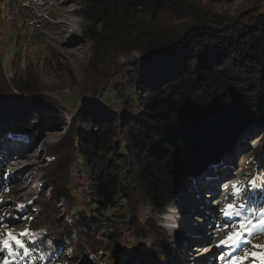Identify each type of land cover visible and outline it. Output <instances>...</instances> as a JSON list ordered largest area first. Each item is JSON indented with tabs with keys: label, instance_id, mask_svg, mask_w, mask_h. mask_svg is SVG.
<instances>
[{
	"label": "trees",
	"instance_id": "16d2710c",
	"mask_svg": "<svg viewBox=\"0 0 264 264\" xmlns=\"http://www.w3.org/2000/svg\"><path fill=\"white\" fill-rule=\"evenodd\" d=\"M230 1H76L92 65L110 76L116 58L137 55L135 75L121 85L101 84L103 97L87 101L69 128L65 148L74 160L56 191L69 190L73 162L85 168L81 189H72L89 205L73 228L84 254L105 251L108 243L119 247L125 233L148 244L125 249L120 264H167L171 245L153 215L187 194L188 179L216 166L248 128L263 139L264 10L255 4L233 17L213 11ZM25 75L8 81L0 70V143L10 135L39 136L41 127L53 132L60 124ZM254 151L252 163L263 166L264 146ZM52 184L47 178L43 186ZM43 198L33 197L26 223L41 232L44 243L34 246L44 256L65 248L66 240L72 244L71 229L61 230L44 213ZM143 207L151 216L141 220Z\"/></svg>",
	"mask_w": 264,
	"mask_h": 264
},
{
	"label": "rangeland",
	"instance_id": "374dc122",
	"mask_svg": "<svg viewBox=\"0 0 264 264\" xmlns=\"http://www.w3.org/2000/svg\"><path fill=\"white\" fill-rule=\"evenodd\" d=\"M76 1L0 0L1 74L10 81L12 77L19 78L26 72L21 77H25L26 83L40 87L42 92L36 94H41V100L50 105L45 108L46 113L57 112L60 117V124L53 132H46L47 129L41 127L39 136L31 138L16 134L12 135L16 139L7 136L0 143V217L7 216L4 223L9 225L8 230L18 235L27 227V207L34 196L42 193L44 213L51 214L50 219L61 230L65 227L71 229L69 243L72 244L68 245L66 240L65 248L60 246L44 256L34 244L30 245V255L17 256L16 264H120L125 249L146 247L148 244L146 240L122 233L119 247L108 243L105 251L94 254L86 250L84 254L78 248L73 228L81 214L88 213L89 205L73 190L81 189L79 184L86 179L85 168L73 162L69 190L56 191L58 186L66 184L64 167L74 160L65 148L73 117L87 101L103 97V86L105 89L116 82L120 83L116 85H121L126 78H132L135 68L131 65L137 58L135 53L119 56L110 76V71L104 73L105 69L92 65L89 62L91 44L82 36V19L75 14L78 9ZM255 4L264 10V0H232L217 4L212 9L217 15L233 17ZM34 74L38 77L37 83L33 81ZM255 129L251 126L240 134L233 151L225 154L216 166L188 179L187 194L176 204L168 206L163 215H153L155 226L164 231L171 245L172 253L166 259L167 264H227L228 253L243 255L238 249L216 245L233 231L230 225L239 222L236 216L230 219L224 217L222 210L225 205L239 207L245 204L249 196V182L254 177H264V165L259 167L252 163L253 156L257 154L254 150L264 146V136L260 140L261 133ZM50 156L56 157L58 164L52 165ZM47 178L53 184L44 187ZM206 181H209L207 185ZM233 184L244 189L239 200L233 197ZM256 191L258 195L250 203V210L244 211L253 221L257 220L255 213L264 208V195H259L264 189L258 187ZM18 204L24 205L22 210H17ZM150 216L148 208L139 209L141 220ZM3 231L5 229L0 227V233ZM260 232L264 233V228ZM244 239L250 241L244 250L250 253L264 251L252 247L264 245V234L245 235ZM220 256H225V261H220ZM145 264L158 263L148 260ZM244 264H257V261L250 257Z\"/></svg>",
	"mask_w": 264,
	"mask_h": 264
},
{
	"label": "snow or ice",
	"instance_id": "6c2138e0",
	"mask_svg": "<svg viewBox=\"0 0 264 264\" xmlns=\"http://www.w3.org/2000/svg\"><path fill=\"white\" fill-rule=\"evenodd\" d=\"M261 181H264V177L257 176L249 182V196L245 204H241L239 207L226 204L225 208L222 210L224 217L230 219L232 216H236L239 218V222L230 225L233 231L224 239L220 240L216 247L228 246L243 252V255L228 253L229 259L227 264H244V261L250 257L255 259L257 264H264V251H254L250 253L244 250L250 244L249 240L244 239L245 235L252 236L255 234H264L260 232V229L264 228V208L259 209V211L255 213L257 216L256 221L249 219V217L244 214L246 209L250 210V203L257 198V188L264 189V183H261ZM232 187L233 197L236 200L241 199L244 189L238 188L236 184H233ZM259 195H264V192L259 193ZM23 207V204H18L17 210H22ZM5 219H7V216L0 217V227L5 229V231L0 233V264H16L17 256L23 257L30 255V245L44 243V241L41 239V232H36L27 227L18 235L11 232L8 230L9 225L4 223ZM28 219L30 220L32 218L29 217ZM219 231L220 229H218V232ZM252 247L264 249V245H252ZM17 249L19 251H17ZM219 260L222 262L225 261V256H220Z\"/></svg>",
	"mask_w": 264,
	"mask_h": 264
},
{
	"label": "bare ground",
	"instance_id": "6f19581e",
	"mask_svg": "<svg viewBox=\"0 0 264 264\" xmlns=\"http://www.w3.org/2000/svg\"><path fill=\"white\" fill-rule=\"evenodd\" d=\"M210 181V180H209ZM209 181H206V185H207V183H209ZM205 184H201L203 187H206V185ZM191 228H194V225H191Z\"/></svg>",
	"mask_w": 264,
	"mask_h": 264
}]
</instances>
